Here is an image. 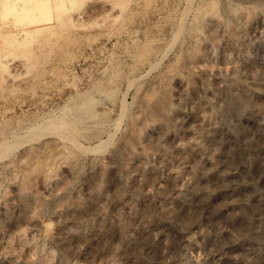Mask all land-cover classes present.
Segmentation results:
<instances>
[{
    "label": "rangeland",
    "instance_id": "obj_1",
    "mask_svg": "<svg viewBox=\"0 0 264 264\" xmlns=\"http://www.w3.org/2000/svg\"><path fill=\"white\" fill-rule=\"evenodd\" d=\"M26 1L0 14V135L34 127L0 159V264H264V0H91L65 28Z\"/></svg>",
    "mask_w": 264,
    "mask_h": 264
},
{
    "label": "bare ground",
    "instance_id": "obj_2",
    "mask_svg": "<svg viewBox=\"0 0 264 264\" xmlns=\"http://www.w3.org/2000/svg\"><path fill=\"white\" fill-rule=\"evenodd\" d=\"M87 1H91V0H62V2H63V6H64V8H65V10L67 11V13H65V11H64V14H66V15H64L63 14V16H65V17H63V21L62 20H60V18L62 17V15H58V18H59V16H61L58 20H56L57 22H59V21H61L60 23H61V25L62 26H64V25H67V24H69V23H72L73 24V26H76L75 25V22L77 23L79 20H81L85 15H86V12L83 10H81V9H77V10H75L74 8H76L77 6H76V4L77 5H79V4H81V3H85V2H87ZM96 1V0H95ZM31 2L33 3V1L31 0ZM112 2V1H111ZM99 3V2H98ZM28 4L29 3H27V1L26 0H0V14L1 15H6V14H13V15H17V14H22V13H24V12H32L33 10H32V8H30L29 6H28ZM31 4V3H30ZM49 4V3H48ZM55 4V7L57 6L58 8L59 7H62V5L61 6H59L60 4H61V2H60V4L58 3L57 5H56V3H54ZM109 4H111L110 3V1L109 0H103L102 1V5L103 6H106V5H109ZM111 5H115V4H111ZM110 5V6H111ZM76 6V7H75ZM56 7V8H57ZM51 8H52V6H51ZM52 10H54V9H52ZM112 10H113V7H112ZM56 11V10H55ZM35 13V12H34ZM27 14V13H26ZM51 14V13H50ZM62 14V13H61ZM31 17V16H30ZM39 18V17H38ZM56 18V17H55ZM45 20V19H44ZM44 20H37V21H33L32 20V22H33V25L31 26V25H29L30 27H21L19 24V26L20 27H18V25L17 24H15L13 21L11 22H9V21H6L5 20V22H4V24H6V27L9 29V30H5V32L4 33H7L6 34V38H9V39H13V37L14 38H16V39H18V40H16V41H20L21 39H23L24 40V38L27 36V35H30V34H35V33H38V32H42L41 33V35L43 36L44 35V32L43 31H46V33L48 32V35H55L54 33H55V28L57 27V26H55V25H47V24H43L42 22H44ZM15 21V20H14ZM46 21V20H45ZM50 21L51 20H49V23H50ZM55 21V22H56ZM42 23V24H41ZM44 23H46V22H44ZM2 24H3V22H2ZM32 24V23H31ZM55 24V23H54ZM71 24V25H72ZM23 25V24H22ZM59 25V24H58ZM4 26V25H3ZM28 26V25H27ZM60 26V25H59ZM68 26V25H67ZM5 27V28H6ZM66 26H64L63 28H65ZM70 27V26H69ZM1 28V27H0ZM1 30V29H0ZM56 30H57V28H56ZM4 31V30H3ZM58 32V31H57ZM3 33V32H2ZM45 33V34H46ZM50 33V34H49ZM33 34V35H34ZM40 34V33H39ZM3 35V34H2ZM5 35V34H4ZM3 35V36H4ZM47 35V36H48ZM0 36H1V34H0ZM31 36V35H30ZM29 36V37H30ZM35 36V35H34ZM49 37V36H48ZM28 38V37H27ZM32 38V37H31ZM44 38H45V36H44ZM0 39H1V37H0ZM46 39H47V37H46ZM22 40V41H23ZM25 40H26V38H25ZM49 40V39H48ZM13 41V40H12ZM15 40H14V43L16 42ZM17 44V43H16ZM13 45H15V44H13ZM2 47V46H1ZM0 47V48H1ZM18 47V46H17ZM1 50V49H0ZM8 51V50H7ZM5 52V51H4ZM12 54V53H11ZM30 54H31V52H30ZM8 56V55H7ZM1 57V56H0ZM4 58V57H3ZM0 62H1V68L4 70V73H3V79H2V81L4 80H7L8 78H9V71H8V67H9V61H7V60H2V59H0ZM163 102H167L168 103V101H169V97H163V100H162ZM161 101V102H162ZM163 102H162V104H163ZM164 103V104H165ZM159 106H157V108H158ZM160 109V108H159ZM44 125H45V127H46V125L48 126V127H51V126H53V123L52 122H49V124H48V122L47 123H44ZM33 129H34V127H33V125H29V124H20L19 126H17L16 128H14V129H11L10 131H8V132H6V133H4V134H1L0 135V159H3V158H5V157H7L10 153H12L15 149H17V147L20 145V143H19V140L21 139V138H23L24 136H28V135H30L31 134V132L33 131Z\"/></svg>",
    "mask_w": 264,
    "mask_h": 264
}]
</instances>
